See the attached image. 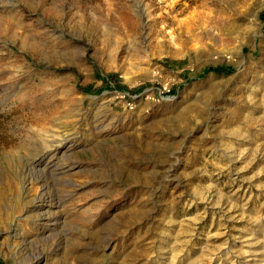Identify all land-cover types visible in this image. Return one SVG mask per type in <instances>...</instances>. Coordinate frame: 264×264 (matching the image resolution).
<instances>
[{"label": "rangeland", "instance_id": "obj_1", "mask_svg": "<svg viewBox=\"0 0 264 264\" xmlns=\"http://www.w3.org/2000/svg\"><path fill=\"white\" fill-rule=\"evenodd\" d=\"M8 23L0 70L65 128L0 86V264H264V0H0Z\"/></svg>", "mask_w": 264, "mask_h": 264}, {"label": "bare ground", "instance_id": "obj_2", "mask_svg": "<svg viewBox=\"0 0 264 264\" xmlns=\"http://www.w3.org/2000/svg\"><path fill=\"white\" fill-rule=\"evenodd\" d=\"M11 28H12L11 24L8 23L7 25L3 26V28L0 29L1 30L0 33H2L4 35L6 32H10ZM25 76H26L25 73H18L17 70H11V69L10 70L9 69L0 70V79L2 80L1 81L2 83L0 86H2L7 92H9L8 95L5 96V99L13 98L17 104H19L23 107H26L28 109V112H27L28 115L26 116V114H25V116L22 118L27 123V126H26L27 130L29 132L36 131L37 133L42 134L44 131L46 132L48 130V129L44 130L45 129L44 128L45 119L48 118V120L49 119L55 120V115L58 114L60 112V110H59L58 106L55 104L56 101H55V103H53V102H50L51 100L50 101L47 100V96H48V95H46L47 93L44 92V94H40L38 92L39 90H42V92H43V90L44 91L50 90V89L46 88L44 85L34 87V88L32 86H28L27 89H24L27 86L26 85L27 83L25 82V79H26ZM18 81H21L23 83H22V85L19 86L20 89L16 90L17 87H16L15 83H20ZM45 88L47 90H45ZM60 94L63 95L62 92H60ZM65 101H67V100H65ZM65 104L66 103L64 102V105L63 104L62 105L65 106ZM59 105H60V108H62L61 103ZM66 106H67V104H66ZM67 107H69V106H67ZM63 110H64V108H63ZM59 115H60V113H59ZM60 116H62V114ZM105 116H106L105 112H100L99 114L98 113L95 114V118H102ZM47 122H49V121H47ZM54 124H55V126H54L55 131H59V129L64 130V128H65L62 124V121L55 120ZM71 132L70 133L68 132V133L71 134ZM66 133H64V134H66ZM49 135H51V134H49ZM55 135L50 136V140L48 142L49 145L47 144V146L49 148L48 150L50 153L48 151H45L42 149V150L38 151L34 156V159H33L34 162L37 161L39 165H42V168L47 167L46 165L48 164L47 163L48 161L46 162V157H47L48 153L50 154V155H48V159H50L51 157L54 156L55 153H58L60 149H67L68 150L70 148L69 146H66V143H65V141L70 140L69 138L58 139L57 136L59 135V133L57 136H55ZM233 257H235V258L233 259ZM230 258H231L230 259L231 264H237L236 261H237L238 257L236 256V254L233 256L231 255ZM85 260H87L86 262L90 261V263L91 262L96 263V260H94V258L92 256H89V255H88L87 259L85 258ZM83 261H84V259L79 258V260H77V263L78 264L86 263ZM34 264H37V262H35Z\"/></svg>", "mask_w": 264, "mask_h": 264}, {"label": "trees", "instance_id": "obj_3", "mask_svg": "<svg viewBox=\"0 0 264 264\" xmlns=\"http://www.w3.org/2000/svg\"><path fill=\"white\" fill-rule=\"evenodd\" d=\"M103 81L105 83L111 82L113 86L120 88L122 90H127L128 92L132 93L135 92V88H128L127 86L121 85L119 82V78L115 73H108L103 77Z\"/></svg>", "mask_w": 264, "mask_h": 264}]
</instances>
